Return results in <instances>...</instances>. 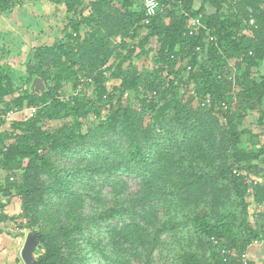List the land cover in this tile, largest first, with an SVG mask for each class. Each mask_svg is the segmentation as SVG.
I'll return each instance as SVG.
<instances>
[{"label": "trees", "instance_id": "1", "mask_svg": "<svg viewBox=\"0 0 264 264\" xmlns=\"http://www.w3.org/2000/svg\"><path fill=\"white\" fill-rule=\"evenodd\" d=\"M17 1L0 0V14L14 10ZM44 1L65 4L69 15L64 30L66 40L35 48L21 88L0 65V128L7 114L31 111L28 119L14 121L8 131L0 132V172L5 173L0 181V198L6 200L0 201V234L19 238L30 231L43 251L37 264H85L84 243L90 247L89 254L100 251L110 264H130L127 258L139 257V249L152 255L160 246L161 235L176 225L168 223L151 231L140 224H125L108 229L104 244L88 240L87 230L102 228L120 212L110 208L85 215L82 196L67 188L68 180L55 167L51 154L94 144L93 138L99 132L100 138L111 136L125 142V155L117 157L123 161L113 167L135 168L145 177L154 176L164 169L158 160L151 161L148 147L154 148L158 138L165 137L168 126L165 119H169L170 124L176 123L183 129L187 141L197 144L200 161L214 162L223 149L231 160L213 166L211 173L179 179L184 189H191V198L196 203L206 199L198 197L202 190L211 193L213 215L202 210L193 220L206 239L209 260L182 251L177 263L241 264L242 255L255 241L264 244V180L253 185V203L261 208L252 217L248 201L250 185L244 176L234 173L253 174L256 178L263 173L255 162L264 157V144L252 135L255 150L242 149L245 133L239 131L234 119L242 121L258 113L259 123L264 122V75L252 76V70L264 62V0H203L199 9L193 7L196 0H155L166 8L156 9L147 24L146 0H123L120 9L115 7L116 0ZM140 1L142 6L137 10L136 3ZM208 8L214 10L212 14ZM225 8L227 14L223 12ZM195 18H200L207 27L209 37L214 38L212 42L205 43L208 35L204 30L193 37L188 35L189 22ZM112 38H120L114 48L109 46ZM151 40H156L155 68L141 72L135 56L137 50L141 56H148L150 51L146 47ZM198 47L200 51L196 50ZM205 51L206 59L199 63V56ZM185 61L192 67L188 71V66H184L186 76L179 69ZM232 70L242 73L233 76ZM169 76L174 78L167 82ZM36 78L44 83L40 93L30 89ZM113 80L120 84L109 90L107 83ZM89 85L94 86L93 97L81 91ZM66 86L73 95H69ZM178 86L184 87L185 93L192 86L193 97L181 101ZM128 92L137 96L143 109L124 105L122 97ZM195 100L213 117V125L209 127L221 123L214 115L226 120L225 125L218 127L222 131L218 150L214 143L211 149L203 147L207 143L202 132L208 121L198 114L192 115L190 107ZM91 113L100 125L83 133ZM147 119L152 120L148 125ZM52 121H60L61 125L47 130L46 125ZM171 132L172 137L175 131ZM88 170L104 173L107 167L92 166ZM198 180L201 182L197 183ZM222 184L232 189L239 213L222 211L224 201L219 189ZM54 195H64L69 202L65 221L58 219L55 223L43 213V209L51 206ZM14 198L20 202V213L10 216L5 209ZM191 198H185L187 204ZM104 246L109 250L107 253L102 251ZM246 264L253 263L248 260Z\"/></svg>", "mask_w": 264, "mask_h": 264}, {"label": "rangeland", "instance_id": "2", "mask_svg": "<svg viewBox=\"0 0 264 264\" xmlns=\"http://www.w3.org/2000/svg\"><path fill=\"white\" fill-rule=\"evenodd\" d=\"M85 1L88 3L92 0ZM122 2L123 0H116L115 7L120 9ZM17 3L18 6L11 12L0 14V65L5 71L9 72L17 87L21 88L28 76L26 66L32 59L35 48L38 46H51L55 41L62 42L66 40L67 34L64 30L68 24L67 18L69 15L65 4H55L44 0H18ZM195 4L196 1L193 6L194 9L196 7ZM141 6V1L136 3L137 10H140ZM227 10L225 8L223 12L227 14ZM213 11V9L208 8L209 14H212ZM246 33L249 32L247 31ZM139 34L142 35L141 32ZM119 43L120 38H112L109 41V46L114 48ZM155 46L156 40H151L150 45L146 47V51H150L148 56H141L139 50H137L135 63L139 71H152L155 68ZM207 46H210V44H207ZM206 56V51L200 54L199 63H203ZM186 62H183L179 68L183 70L184 76H186L184 71ZM241 73L242 71H231L233 76ZM260 75H264V62L252 70L254 78H258ZM107 77H109V74H107ZM173 78L169 76L166 80L169 82ZM35 81H38L37 85L33 83L30 89L40 93L45 88L44 83L38 78ZM119 84L120 81L113 80L107 83V87L112 90ZM93 87V85L84 86L81 91L93 97ZM66 90L70 93L69 86H66ZM193 91L192 86L189 87L186 93L184 87L178 86V98L181 101H186L193 97ZM69 95H73V92ZM116 95L117 98L120 96L118 93ZM122 101L124 105L130 108L143 109L134 93H126L122 97ZM194 110L196 111L194 112ZM190 111L193 116L198 114L199 118L204 117L208 121V124L204 125L202 132L207 143L203 147L211 149L210 146L214 143V147L218 150L222 144V131L218 127L225 125L226 120L214 115V117L220 119L221 123L218 126L209 127V124L213 125V117L208 116V109L199 107L198 101L192 104ZM106 113L107 111L104 112V114ZM234 113L237 112L235 111ZM30 115L31 111L29 109L22 113H12L11 117L0 128V132L8 131L14 121H25ZM165 121V124L168 125L165 137L163 139L158 138L155 146L153 145L154 148L148 147L151 161L158 160L164 169L163 171L160 169V172L157 171L154 176L146 175L145 177L135 168L125 170L120 168L119 165L116 168L113 167L114 163L123 161V159L118 160L117 157L125 155V142L111 136L100 138L99 132H97L98 136L93 138L94 144H88L85 148H79L64 154H51L55 167L68 180L67 188L82 196L85 215L110 208H116L120 212L118 216L106 222L102 228L87 230L86 238L88 240L96 243L101 241L104 244L107 241L108 229L117 226L122 227L125 224H140L146 228L150 227L151 231L168 223L176 225L161 235L160 246L152 255H148L139 249V257L127 258V262L130 264H178L177 256L182 251L193 252L203 261H207L210 258L206 239L200 234L199 228L194 224L193 220L196 218V214L202 210L212 214V195L209 191L202 190L203 194L198 197L206 196V199L203 203H196L191 198V189L189 191L186 188L184 189L179 179H185L187 176H191L194 179V174L202 176V173H211L213 166L219 167L224 162L229 163L231 160L227 151L223 149L220 150L218 158H214V162L212 160L209 163L200 161L197 144L194 141H187L183 129L179 128L178 124L173 122L170 124L169 119H165ZM150 122L152 120L147 119V125ZM234 122L238 123L239 131L245 133L240 146L242 149L248 152L255 150L254 145H252V135L258 136L260 143L264 144V122L263 124L259 123L258 113H252L242 121H238L235 118ZM60 125V121H52L46 125V129L52 131ZM99 125L98 118L91 113L87 118L83 133H87L88 129H98ZM210 129H214V131H210ZM172 130L175 133L171 137ZM170 137L176 138L171 139ZM107 146L111 148L108 149ZM263 161L264 157L255 162L263 170L260 178L250 174V177H254L261 182L264 180ZM92 166L97 169L104 166L107 167V171L100 173L88 170ZM4 177L5 173L0 172V181ZM196 182L200 183L201 181L198 180ZM227 186L222 184L219 188L224 201V209L222 211L239 213L240 209L237 207V199L232 189ZM194 195H197L196 190H194ZM188 196H190L191 202L187 204L185 198ZM65 197L64 195H54L50 200L51 206L43 209V213L47 217L50 216L49 218L55 223L58 219L65 221L64 212L65 210L67 211L69 203ZM0 201L6 200H1L0 198ZM248 201L250 205L249 215L254 217L259 213L260 209L253 203V194L249 193ZM5 212L10 216L18 215L20 213V202L18 199H12ZM250 220L252 223L255 222L253 218ZM30 234V231H25L23 239L25 240L26 235ZM83 245L85 248V264H110L102 258L100 251L89 254V245L86 243ZM104 247L102 251L107 253L109 250L106 246ZM42 252L39 249V245L35 246L34 257L38 258ZM254 264H264V261H255Z\"/></svg>", "mask_w": 264, "mask_h": 264}, {"label": "crops", "instance_id": "3", "mask_svg": "<svg viewBox=\"0 0 264 264\" xmlns=\"http://www.w3.org/2000/svg\"><path fill=\"white\" fill-rule=\"evenodd\" d=\"M202 2L203 0H196L195 9H198ZM25 238L27 239V235ZM26 239L24 240L23 237L14 238L7 235V233L0 234V264H26L22 258V251L24 249V242H26ZM262 245H252L248 250L249 260L253 264L255 261H264V246ZM35 257L33 255V263H35L38 259Z\"/></svg>", "mask_w": 264, "mask_h": 264}, {"label": "built area", "instance_id": "4", "mask_svg": "<svg viewBox=\"0 0 264 264\" xmlns=\"http://www.w3.org/2000/svg\"><path fill=\"white\" fill-rule=\"evenodd\" d=\"M145 8H146V16L148 18V20L146 21V24L148 23L149 21V18H151L155 12H156V9L158 8H161V9H164L166 7H163L162 5H160L157 1L155 0H146L145 2ZM205 31L206 34L208 35V37L206 38L205 40V43H210L214 40L213 37H209V31L207 29V27L204 25V23L202 22V20L200 18H195V19H191V21L189 22V26H188V35L190 37H193L196 35V33L200 32V31ZM197 51H200V48L198 47L196 49ZM185 66H188V71H191L192 70V67L189 66L187 63L185 64ZM179 67V65H178ZM187 78H184V80L186 81ZM84 82V81H82ZM210 101L209 99H207V102L206 104H209ZM227 109V108H226ZM34 111V110H33ZM12 115V112L7 114V117H3V119H8L10 118ZM235 174L237 175H242L245 177V182L247 185H250V188H249V191L248 193H251L253 194V185H255L258 181L256 180V178L254 177H250L248 176L247 174H241V173H238L237 171L234 172ZM261 182V181H259ZM257 208H261L260 206H258L257 204L255 205ZM263 243L261 242H258V241H255L252 245L253 246H258V245H261ZM223 253H225L223 251ZM249 260V253L248 251L246 253H244L241 257V264H246Z\"/></svg>", "mask_w": 264, "mask_h": 264}, {"label": "water", "instance_id": "5", "mask_svg": "<svg viewBox=\"0 0 264 264\" xmlns=\"http://www.w3.org/2000/svg\"><path fill=\"white\" fill-rule=\"evenodd\" d=\"M37 83L38 81H35L34 85H37ZM37 245L38 243L35 240V236L32 233L28 235L22 251V258L26 264H37V261L35 263L32 262L34 248Z\"/></svg>", "mask_w": 264, "mask_h": 264}]
</instances>
